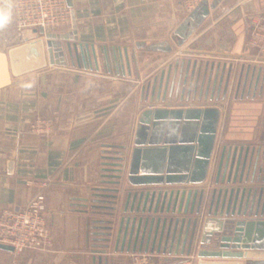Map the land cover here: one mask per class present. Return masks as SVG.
<instances>
[{
  "label": "crops",
  "instance_id": "0c3cea01",
  "mask_svg": "<svg viewBox=\"0 0 264 264\" xmlns=\"http://www.w3.org/2000/svg\"><path fill=\"white\" fill-rule=\"evenodd\" d=\"M6 2L0 0V212L27 207L38 182L49 180L46 222L54 241L47 251L19 256L0 244V264H131L140 251L153 264H194L198 249L215 247L227 219L208 212L212 190L227 185L216 183L222 153L259 155L254 181L253 172L244 181L245 171L230 185L264 188V54L249 46L248 20L264 13V0H218L214 7L204 0L190 12L181 0H67L72 23L30 37ZM46 38L60 43L64 56L51 65L47 55L46 68L14 76L9 49ZM67 44L87 49L88 67L71 63ZM164 114L175 116V130L167 143L150 144L149 127ZM37 117L51 118L49 133L31 131ZM201 190L208 197L194 217L189 255L183 242L157 250L151 240L146 251V238L135 244V233L125 237L140 219L144 233L148 215L132 210L140 192ZM165 216L152 213L149 222ZM255 221L264 242V216Z\"/></svg>",
  "mask_w": 264,
  "mask_h": 264
},
{
  "label": "water",
  "instance_id": "95a60500",
  "mask_svg": "<svg viewBox=\"0 0 264 264\" xmlns=\"http://www.w3.org/2000/svg\"><path fill=\"white\" fill-rule=\"evenodd\" d=\"M217 2L218 0H210L209 6L214 7ZM204 10L207 12L208 7ZM37 30L33 29L34 34L37 33ZM62 48L60 43H52L47 38L46 41L37 39L12 47L8 51L12 74L14 76H20L24 73L46 68L48 64L47 55L49 57V63L52 65L54 63V57L64 56ZM66 49L72 64L75 58L78 64L81 62L84 67H88L87 63H90V56L85 47L83 48L82 45L78 47L77 45H73L71 48L67 44ZM125 62L127 65L129 64L128 56L126 55ZM172 123H177L175 116L172 114L158 116L149 127L150 134L151 132L155 134L149 136V140H151L149 141L150 144L154 143L153 140H161V142L167 143L168 133L171 130H175L171 126ZM196 143H203L199 140V136ZM205 146L210 148V143L206 142ZM242 155V151L237 154L236 150H230L227 152L226 157L224 152L220 157L216 183L220 179L222 185H227L212 190L209 196L208 212L209 214L213 212L215 216L217 213L220 216L225 214L227 219L220 223V235L218 239L217 237L214 239L217 242L216 247L198 249L195 253L194 264H264V242L258 240L257 233V228L260 223L250 218L253 216L255 218L264 216V188L258 192L256 189L244 188L240 190V187L230 185L241 183L245 171L244 181H249V175L252 172L250 181H254V173L257 171L259 155H256L255 158L252 156L249 160L247 152L244 156ZM260 172L263 173L262 179L264 181V165L261 167ZM207 195L203 190L199 192L173 191L170 193H157L154 191L140 192L139 196L137 194L134 197V202H136L138 196V203L136 207L133 205L132 210L135 209L137 213L141 212L143 215H148V218L146 217L144 221V233H141L143 220L140 219L136 231L134 227L130 230L126 228L125 237L129 232L128 238L132 241L135 233V244L138 242L140 235L142 242L146 238V251H148V245L151 240L154 246L158 243L157 250H160L163 243L164 250H166V246L168 245L170 246L169 250H172L175 244L178 245L183 242L182 244L184 245L188 244L187 253L189 255L194 244L198 221V218L194 217L199 216L204 210ZM152 213L165 214L166 216L163 220L159 218L156 223L154 222L155 219L151 217V221L149 222V216ZM191 223L193 224L192 227ZM154 246L151 247V250L155 249ZM4 247L13 251L11 246L4 245ZM135 249L136 246H134Z\"/></svg>",
  "mask_w": 264,
  "mask_h": 264
},
{
  "label": "built area",
  "instance_id": "2783aa9c",
  "mask_svg": "<svg viewBox=\"0 0 264 264\" xmlns=\"http://www.w3.org/2000/svg\"><path fill=\"white\" fill-rule=\"evenodd\" d=\"M12 7L15 24L19 29H42L48 31L69 26L73 21L72 9L67 0H7ZM204 0H181L185 11L190 12ZM251 26L249 46L258 54H264V13L248 17ZM53 122L49 117H37L31 131L46 134ZM39 190L27 207L20 210L5 209L0 212V244L13 248L19 256L26 251H47L53 245V235L46 222L49 180L39 181ZM131 264H153L148 252H133ZM188 264H193L189 261Z\"/></svg>",
  "mask_w": 264,
  "mask_h": 264
},
{
  "label": "rangeland",
  "instance_id": "374dc122",
  "mask_svg": "<svg viewBox=\"0 0 264 264\" xmlns=\"http://www.w3.org/2000/svg\"><path fill=\"white\" fill-rule=\"evenodd\" d=\"M7 1V0H6ZM8 2V1H7ZM6 2V3H7ZM8 4V3H7ZM42 29H38L39 32H41ZM43 32H45L44 30H42ZM25 34L27 35V37H30L31 35H35L33 32V29L31 28H27L25 29Z\"/></svg>",
  "mask_w": 264,
  "mask_h": 264
},
{
  "label": "flooded vegetation",
  "instance_id": "af4514ba",
  "mask_svg": "<svg viewBox=\"0 0 264 264\" xmlns=\"http://www.w3.org/2000/svg\"><path fill=\"white\" fill-rule=\"evenodd\" d=\"M250 218H252V217H250ZM253 219V218H252ZM255 219V218H254ZM216 245H217V243H216V240H214V246L216 247Z\"/></svg>",
  "mask_w": 264,
  "mask_h": 264
}]
</instances>
